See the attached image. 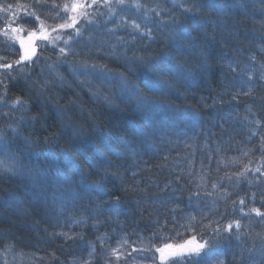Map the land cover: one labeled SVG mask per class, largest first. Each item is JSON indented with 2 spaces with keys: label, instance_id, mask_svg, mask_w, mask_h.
Masks as SVG:
<instances>
[{
  "label": "trees",
  "instance_id": "1",
  "mask_svg": "<svg viewBox=\"0 0 264 264\" xmlns=\"http://www.w3.org/2000/svg\"><path fill=\"white\" fill-rule=\"evenodd\" d=\"M141 4L139 33L93 23L23 67L1 42L24 103L1 125L0 264H162L151 245L192 236L218 243L177 264H264V0Z\"/></svg>",
  "mask_w": 264,
  "mask_h": 264
},
{
  "label": "rangeland",
  "instance_id": "2",
  "mask_svg": "<svg viewBox=\"0 0 264 264\" xmlns=\"http://www.w3.org/2000/svg\"><path fill=\"white\" fill-rule=\"evenodd\" d=\"M31 1H36V0H30L29 3L28 1L23 5V4H15L14 6L11 5V7H8V3L11 2H17V0H5L3 3L4 6L0 7V30H5L8 32V35H4L3 31H0V44L1 42H6V47L11 46V47H17L18 49V55L20 56L22 54V50L20 48V44L9 37L11 36H27L28 31L30 30H39L40 23L43 22L44 27L49 31L52 32V29H57L56 32H52V35H57L59 34L61 36V39L56 42V46L53 47L50 44H47L46 42H37V52L36 55L32 57L31 60H33L36 56H39L41 48H47V49H56L60 50V48H65L66 51L63 54H67L68 52L73 51V44L72 42L79 40V36H84L88 32V28L92 27V24L94 23V26L96 27H103L107 26L108 24L111 23V20L115 19L114 25L120 26L122 24H126L128 28L134 27L133 23L139 24L140 27L142 26L141 24L145 20V10L141 11L140 9L143 10L141 7L142 3L147 0H132V2L128 0H123V3H118L117 0H108V3H105V0H95V3H93V0H61L56 6L53 8H50V10H53V14L48 16V19L46 17H41L38 15V10L32 7ZM73 2L76 3H82L85 5H91L90 7H86L84 11H86L87 16H80L78 17V23L77 27L80 29V34L76 35L73 29H58L57 26L59 24L64 23L66 20H68L69 15H75V13L71 12H65L63 5L68 3L71 4ZM126 11L131 13V20L127 19L124 14H126ZM144 13V14H143ZM28 14V16L26 15ZM34 14V15H33ZM27 16L29 20L33 18L32 25H34V28L27 29L26 30V24L27 22H23L22 19ZM35 16H39L40 20L37 21ZM70 22V21H69ZM19 23V24H18ZM8 25H11V27H8ZM88 26V27H87ZM15 27L17 29L22 28L23 31H18L16 33H13L11 28ZM87 27V28H86ZM139 28H135V30H132L131 28L129 29L130 31L134 33H139ZM28 28V27H27ZM68 36H72L71 40H68ZM65 40H67V44L65 43ZM60 52V51H59ZM5 54H0L1 57H4ZM3 59V58H2ZM19 59V58H18ZM29 62V61H27ZM3 87H0V97L3 93ZM16 101L13 100L11 102L5 101L4 102V97L3 99H0V135H2V130L6 129L8 123L7 121H10L11 116L6 120V117L9 116L10 114V109H7V106H14L18 103H15ZM3 106V107H2ZM2 108V109H1ZM3 110V111H2ZM1 117L4 118L5 122L1 120ZM3 129H2V126ZM1 139H0V146H5V144L1 145ZM0 156L7 152V147L2 148L0 147ZM9 151V150H8ZM1 161V160H0ZM2 167H5L3 164H0V169ZM118 255L123 253L124 247L122 248H116ZM154 253L157 256V259L159 260V254L154 251ZM110 254L113 255V250L110 251ZM116 255V254H114ZM117 256V255H116ZM133 258L134 255H132ZM113 261V260H112ZM129 259L126 258V264H129ZM133 262V261H132ZM132 262L130 264H132Z\"/></svg>",
  "mask_w": 264,
  "mask_h": 264
},
{
  "label": "snow or ice",
  "instance_id": "3",
  "mask_svg": "<svg viewBox=\"0 0 264 264\" xmlns=\"http://www.w3.org/2000/svg\"><path fill=\"white\" fill-rule=\"evenodd\" d=\"M118 3H123V0H117ZM93 3H95V0H93ZM105 3H108V0H105ZM91 5H85L82 3H76L73 2L71 4H64L63 8L65 12H71L75 13V15H69L68 20H66L64 23L59 24L57 26L58 29H73L76 35L80 34V29L76 26L78 23V17L80 16H87L86 11L84 9L86 7H90ZM8 7H11L9 5ZM191 11V9H189ZM34 15V14H33ZM35 19L37 21L40 20L39 16H35ZM70 21V22H69ZM133 26L135 28H139V24L133 23ZM8 27H11V25H8ZM13 33H16L18 31H23L22 28L17 29L15 27L11 28ZM3 31L4 35H8V32L5 30ZM57 29H52V32H56ZM52 32H49L45 27L43 22L40 23L39 30H30L27 33V36H11L10 39L18 42L20 44V48L22 50V54L19 56V59L15 61V64L18 66L23 67L24 62L31 61L32 57L36 55L37 52V42H46L47 44H50L51 46L55 47L56 42L61 39V36L59 34L52 35ZM72 36H68V40H71ZM65 43L67 44V40H65ZM60 53H65V48H60ZM13 67L12 64H0V68L11 70ZM249 93H251V89H249ZM0 99H3V97H0ZM15 103H24L23 99L18 97ZM2 138V137H0ZM0 164H3L2 161H0ZM5 169L7 171H12L11 168H9L7 165H5ZM107 171L105 170V175H107ZM115 199H119V197H115ZM252 211L259 213L258 209H252ZM236 227L239 228L240 224L239 221L234 222ZM232 230V224H229L227 226V231L231 232ZM65 236V238H69L67 234H62ZM180 234L177 233V236ZM153 239L158 240H168L171 239L169 237H162L157 236L154 234ZM218 241L214 239H205L204 237H201L200 240H197L195 236H192L188 240H184L180 243H163L161 246L156 247L155 245H151V248H154L155 252L159 254V260L162 262V264H177L178 260H184V259H191L193 257L200 258L201 256H207L209 252H211L212 248L215 244H217ZM135 251V249H134ZM113 254L118 255L117 250L113 249ZM87 264V262H85ZM219 264H223V261H220Z\"/></svg>",
  "mask_w": 264,
  "mask_h": 264
}]
</instances>
